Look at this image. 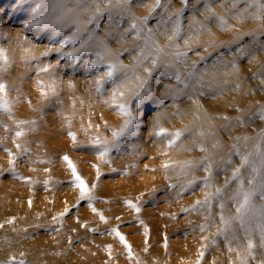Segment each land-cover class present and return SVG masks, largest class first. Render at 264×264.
Listing matches in <instances>:
<instances>
[{
    "label": "rangeland",
    "instance_id": "374dc122",
    "mask_svg": "<svg viewBox=\"0 0 264 264\" xmlns=\"http://www.w3.org/2000/svg\"><path fill=\"white\" fill-rule=\"evenodd\" d=\"M162 3L169 4V0H162ZM207 3L217 15L227 20L230 31H222L214 19L206 20V16L211 14L205 11L204 0L199 4H196V0H190V4L196 6L185 11L183 29L173 47H168L171 44L168 39L171 35V23H160L162 16L166 19L163 8L156 9L148 20L146 27L153 30L152 40L165 49L161 54L163 60L172 62L174 67L166 69L161 64L153 72L149 81L152 95L144 102L143 110H136L139 112L135 129L137 135L122 138L119 149H113L105 158L110 161L106 163L99 160L94 150L88 147L92 143L91 136L99 134L111 140V131L105 127V123L110 128H118L120 125H115L114 118H122L120 122L124 118L103 103V99L109 96L108 91L102 98L94 90V79L98 72L106 70V65L98 64L97 69L89 70L88 61L97 59L96 53H100L108 60L118 57L124 65L134 64V57L145 46L147 32H141L140 39H136V31L131 25L135 22L139 26V19L133 18L149 16L154 0H132L130 12L114 5L111 20L106 12L98 24H89L86 30L79 33L76 43L65 48L66 51H73L83 43L87 50L81 51L71 61H61L58 68L55 67L57 56L54 52L48 57H43L42 53L50 46V38L59 41L65 36H72L82 26L80 22L86 17L65 12L67 8H75L73 0H0V49L5 50L8 58L7 64L0 61V81L7 85V99L11 104V118L0 111V201L4 202L3 206L0 203L3 207L2 209L0 206V209L4 210V217L0 218V264L10 257L25 260L26 264H158L162 260H178L188 264L201 260V251H205L201 264H215L216 255H221L229 262L228 256L223 255V251L228 252V255L230 253L224 237L215 235L219 212L215 217L212 216L213 222L212 218L205 219V210L185 212V207H182V212L173 206L180 203L179 200H174L177 195H173L178 188L172 189L169 185L177 184L178 178L167 179L166 186L151 191L150 195L146 192V187H141L136 193L126 194L110 188L113 183L129 177L138 180L140 185L141 179L148 175L153 182L165 180L168 173L174 172L170 167L164 169L165 162L200 160L206 154L214 160L213 144L219 140L216 141V135L209 133L223 135L226 132L223 126L229 123L217 119L218 116L233 118L235 138L252 137L249 140L251 146L237 145L241 152L254 150V145L258 142L257 134L264 129V120L253 115L264 104V90H257L260 80L252 78L254 73H259L260 78L264 79V51L260 50V45H264V27L251 18L237 19L236 9L230 3H224V0H207ZM37 4L41 5L39 11L35 10ZM181 7L183 5L180 0H170L168 10L171 12ZM245 7L243 2L238 5L240 9ZM193 15L197 21L211 29V33L206 30L198 31V25L193 24L190 19ZM34 19L43 20V24L26 28L25 25L32 23ZM248 32L255 34L257 43L253 42L252 36L242 35ZM238 36L241 38L237 41ZM185 40L189 41L190 47H185ZM149 43L151 46V42ZM221 43H227L228 47L213 46ZM176 46L187 52L179 61H175L173 57ZM241 46L251 49V56L245 55L238 59V71H235L231 67V61ZM205 48H208L207 52ZM249 59L252 60L251 63ZM221 60L225 63L221 64ZM40 61L53 65L50 72L54 75L51 78L48 73L37 75L36 68ZM146 65L151 66L150 61H146ZM189 71H194L195 75L188 77ZM177 72L189 87L185 88L176 81ZM50 79L55 80V95L48 89ZM37 80L43 81V85H38ZM237 83L239 88L236 87ZM69 84L73 86L70 87ZM108 88L110 86H106ZM249 89L256 91L248 94ZM42 90L49 91L47 98L41 94ZM229 92L232 96L240 95L245 100L235 99L228 105L220 104L222 98L231 95ZM195 93H201L211 102L219 100L221 107L212 116L206 114L199 102L194 103L197 100ZM151 102L155 103L149 107ZM186 106L194 107V111L189 113ZM236 116H242L246 122L244 126L235 123ZM17 121L29 123L18 127ZM32 121L35 123H31ZM89 122L93 127H89ZM95 125H99V128L94 127ZM160 126L170 131L186 129L182 143L166 148L165 142L152 134ZM249 126L251 128L247 130ZM21 130L24 135L17 137L15 133ZM69 131L76 134L75 143L67 134ZM201 131L205 133L203 137L199 135ZM243 141L241 139L237 142L242 144ZM206 142L208 143L205 144ZM17 144L21 145L20 149L16 147ZM197 145H202L207 151H200ZM23 148H27L28 152L24 153ZM5 149L10 150L12 156ZM165 151L167 155L162 154ZM65 155L89 187L93 197L91 202L81 200L80 189L71 183L74 178L72 170L63 159ZM235 157L237 160L234 165L237 167L240 158L237 155ZM12 159L16 160L14 172L9 170ZM220 167L222 166L217 165L214 169V184L218 187L224 184L221 177L228 175L226 171H220ZM200 175L198 177L205 173ZM93 185L96 187H92ZM202 190L204 189L198 187L178 197L183 196L182 204L185 205L184 199L200 197V194L203 199ZM8 191L9 194L6 195ZM128 201L139 206L141 211L137 213L130 208ZM40 202L43 203V208L40 207ZM234 206L236 207L235 204ZM93 208L96 212L92 211ZM115 208L118 209L116 213L113 212ZM165 208L167 212L163 211ZM22 209L36 218L19 222L11 213ZM65 209H68L67 214L61 220L53 221V217H58ZM6 212L10 215H5ZM99 214H103V221ZM154 214L158 218V224L155 223ZM9 220L13 222L8 223ZM202 224H209L210 229L201 232L199 226ZM57 228L59 231L55 230ZM112 229H118L125 237L131 247V258L119 238L114 233L109 234ZM205 237L208 239L205 240ZM213 239L215 244L211 243ZM12 241H38L39 245L35 250L34 246L15 248L11 246ZM188 243L193 247L192 250H186V254H191L189 259L176 246L184 244L187 249ZM43 249L46 252L44 256H40L39 252Z\"/></svg>",
    "mask_w": 264,
    "mask_h": 264
},
{
    "label": "snow or ice",
    "instance_id": "6c2138e0",
    "mask_svg": "<svg viewBox=\"0 0 264 264\" xmlns=\"http://www.w3.org/2000/svg\"><path fill=\"white\" fill-rule=\"evenodd\" d=\"M73 2L75 4V8H67L65 12L66 14H75L78 17H86V19L80 22L82 26L78 27L76 33H74L72 36H65L59 41H56L54 38H50V46L42 53L43 57H48L54 52L57 56L55 65L57 68L60 66L61 61H71L74 57L78 56L81 51L87 50L85 44L83 43L79 49H74L73 51H66L65 48L69 44H75L76 40L79 38V33L83 30H86L89 24H98L106 12L108 13V19L111 20V9L114 5L121 6L122 10L127 12L131 11L132 5V0H73ZM180 2L183 7L170 12L168 10L170 6V0L169 4H163L162 0H154V4L151 7L149 16H145L143 18H133L134 20L139 19V26L135 22L131 25V28L136 31L135 38L140 39L141 32L144 31L147 32V37L145 38V46L141 48L139 55L134 57L135 63L131 66L124 65L118 57L113 60H108L105 56L100 55V53H96L97 59L88 61L89 70L97 69L98 64L106 65V70L98 72L94 79V90L102 98L104 97L105 92L108 91L109 96L107 99H103V103L112 108L117 112V114L124 118L122 124L118 128H110V126L105 123V127L109 128L111 131V140L107 139L106 137H101L99 134L91 136L92 143L88 145V147L93 149L94 153L97 154L100 159L105 160V158L109 156L113 149H119L122 138L137 135L135 129L136 122L139 119V112L136 110H143L144 102L152 95V90L149 87V81L152 79L153 72L158 67H160L161 64H164L166 69L174 67L172 62H165L163 60L161 54L165 52V49L152 40L153 30L151 28H147L146 26L152 14L156 12V9L163 8L166 19L162 16L160 23L165 25L171 23V35L168 36L171 44L168 45V47L175 46V42L180 37L181 31L183 29V17L185 11L188 10L189 7L195 8L196 6L194 4H190V0H180ZM200 2L201 0H196V4H199ZM241 2L246 5V7L243 9L238 8V5ZM224 3H230L232 8L236 9L237 19L251 18L253 20L259 21L261 27H264V0H224ZM40 7L41 5L37 4L35 10L39 11ZM204 8L206 12L211 14L210 16H206V20L214 19L222 31L231 30L230 26L227 24V20L223 16L217 15L213 11L212 7L207 3V0H204ZM190 19L192 20L193 24L198 25V31L206 30L211 33V29H208L204 23L197 21L195 19V15H193ZM42 24L43 20L34 19L32 23L25 25V27L30 29ZM191 26L192 25H190V27ZM58 32L59 29H57V34ZM242 35L252 36L253 42H258V38L252 32L243 33ZM240 38L241 37L238 36L236 38L237 41ZM149 42H151V46ZM184 43L186 48L190 47L188 40H185ZM213 46L228 47V44L221 43L220 45ZM204 50L207 52L208 48H205ZM260 50L264 51V45H260ZM251 51V49L241 46L237 55L234 56L231 61L232 69L238 71V59L243 58L245 55L251 56ZM186 55V51H181L179 47L176 46V50L173 53L175 61H179L181 57ZM0 61H2L4 64H7L8 62V58L4 49H0ZM146 61H150L151 66H147ZM251 62L252 60L249 59V63ZM220 63L224 64L225 62L221 60ZM67 66H70V64ZM225 66L227 65L225 64ZM194 67L195 65H193V68ZM50 69H53V65L51 63H43V61H40L37 65L36 72L37 75L40 73H48L51 78L54 73L50 72ZM194 75V71L188 72V77H193ZM252 78L260 80V86L257 90H264V79L260 78V74L254 73ZM175 79L178 83L183 84L185 88L189 87L188 83H186L181 78V74L179 72L175 74ZM200 79L202 80V77ZM37 84L43 85V81L37 80ZM54 85L55 80L50 79L48 89L52 95L56 94ZM69 86L71 87L73 85L69 84ZM106 86H110V88L106 89ZM236 87H240L239 83L236 84ZM171 91H175V89H171ZM255 91L256 90L249 89L248 94H254ZM7 94V85L3 81H0V111L7 113L11 118V104L7 99ZM41 94L47 98L49 91L42 90ZM81 103H83V101H81ZM194 103L198 104V101H194ZM253 115L258 116L261 120H264V104H261L258 108V111ZM216 118L229 122L223 126L225 130L232 127L233 118L227 116H218ZM234 121L240 126H244L246 123L242 116H236ZM16 123L17 126L20 127L29 122L17 121ZM31 123H35V121H32ZM89 127H93L91 122H89ZM94 127L99 128V125H95ZM185 131L186 129L170 131L166 128L159 127L158 129H154L152 134L165 142L166 148L170 149L176 147L178 143H182V138L185 134ZM67 134L75 143L76 134L72 131H69ZM15 135L17 137H21L24 135V132L22 130L17 131ZM199 135L203 137L205 133L201 131ZM209 135L215 134L209 133ZM257 135L258 142L254 145L253 151L241 152L236 143L232 145V154L239 156L240 164L233 169L231 177L225 179L224 184L219 187L214 184L216 179L214 169L217 167V165H220L222 166L220 167V171H227L228 166H231L233 163L231 154L226 158H222L220 161H214L210 155L206 154L200 160H184L177 163L165 162L163 164L165 170H167L169 167H178L181 174L188 177L179 185H169V188L172 189L179 188L177 196H180L185 192L194 191L197 187H201L205 190L203 199L196 200L190 208H185L183 211L196 212L204 209L207 213L205 219L209 220L212 218V208L216 205L219 206L220 212L217 214L219 226L217 227L215 235L224 237L225 243L228 246V251L230 253L236 252L239 264H250V261L256 262V264H264V260L257 261L256 259V248L259 247L261 251H264V207L261 209L260 221L256 223L255 228L252 227L249 217V213L254 207L253 198L259 195V197L264 200V129H262ZM241 139H243L246 143L247 141L251 140L252 137L244 136L235 138L236 141H240ZM16 147L20 149L21 145L17 144ZM197 147H199V150L202 152L207 151L202 145H197ZM218 147H220L219 143L213 144V148ZM5 151H8L9 156H12L10 150L5 149ZM23 152L27 153L28 149L23 148ZM162 154L167 155V152L165 151ZM63 159L67 162L68 167L72 170V176L74 179L71 181V183H74L75 186L80 189V199L91 202L93 197L86 182L80 175L77 174L76 168L68 156L65 155ZM105 162L108 163L110 161L105 160ZM15 163V159L10 160V171L14 172ZM198 170H203L205 175L202 177L196 176L194 173ZM245 171L248 172L247 176L244 174ZM97 175L99 176V169H97ZM233 183H235L236 187L231 192V195L227 196L226 200L225 196ZM92 187H95V185ZM227 201H230L236 205V212L234 216L227 217L224 214ZM127 203L128 206L134 209L137 213L141 211L140 207L136 204H133L131 201H128ZM92 211L96 212V209L93 208ZM67 212L68 209H65V211L60 213L58 217L54 216L53 221L61 220L62 217L67 214ZM99 215L100 219L103 221L105 219L103 214ZM212 219L214 222V218ZM12 222V220L8 221V223ZM233 225H237L239 230L243 231L244 233L246 240V250L243 254L239 251V249L232 247V242L239 239L236 234L237 227H234ZM0 227H2V225H0ZM199 227L200 231L204 232L210 227V225L202 224ZM55 230L59 231L58 228ZM254 232L258 233L259 235L260 242L258 246L253 240ZM112 233H114L116 237H118L119 240L125 245V247L128 249L129 257L131 258V247L127 244L125 237L121 235L118 229H112L109 234ZM229 233H231V235H229ZM207 239L208 238L205 237V240ZM211 243L215 244L216 241L213 239ZM21 255H23V253H21ZM204 256L205 251H201V260ZM201 260H198L197 264H201ZM3 264H26V261L22 259L16 260L15 257H10L9 260L3 262ZM229 264H235V262L231 261L230 259Z\"/></svg>",
    "mask_w": 264,
    "mask_h": 264
},
{
    "label": "bare ground",
    "instance_id": "6f19581e",
    "mask_svg": "<svg viewBox=\"0 0 264 264\" xmlns=\"http://www.w3.org/2000/svg\"><path fill=\"white\" fill-rule=\"evenodd\" d=\"M17 36V35H16ZM210 79V78H209ZM203 80V79H202ZM204 81V80H203ZM230 86V85H229ZM201 87V86H200ZM201 89V88H200ZM230 91V90H229ZM232 92V91H231ZM190 93H192V92H190ZM226 93V92H225ZM196 95H194V97H196V101H198L199 102V106H200V108H202L203 110H204V112L206 113V114H211V116L215 113V112H217V109L218 108H220L221 106H219V104H218V101L219 100H217L216 102H211L210 100H208V99H206L205 98V96L204 95H202L201 93H195ZM229 94H231L230 92H229ZM239 96V97H238ZM238 96H236L235 94H234V96H232V94L231 95H228V96H226L225 97V99H221L220 101V104L221 103H224L223 105H228L227 103H230V102H233L235 99L236 100H240V101H243V100H245V98H243V97H241L240 95H238ZM189 98V97H188ZM155 102H151L148 106L150 107V106H152L153 104H154ZM241 103V102H240ZM237 104H239V103H237ZM230 105V104H229ZM232 105V104H231ZM194 106V105H193ZM184 108V107H183ZM198 108V107H197ZM231 108V107H230ZM233 108V107H232ZM181 109V108H180ZM223 109V108H222ZM228 109V108H227ZM65 110V109H64ZM186 110H188V112L189 113H192L193 111H194V107L192 108V107H190V106H186ZM185 110V111H186ZM196 110V109H195ZM219 110V109H218ZM70 111V110H69ZM178 111V110H177ZM234 112V111H233ZM70 113H71V111H70ZM221 113V112H220ZM157 114V113H156ZM185 114V113H184ZM232 114V113H231ZM200 115V114H199ZM229 115V114H228ZM155 116V115H154ZM158 116V115H157ZM166 116V115H165ZM232 116H233V114H232ZM187 117V116H186ZM166 118V117H165ZM195 118V117H194ZM193 118V119H194ZM118 117L117 118H114V122H115V125L116 126H119V125H121L122 124V122H120L121 121V119L122 118H119L118 120ZM212 119H213V117H212ZM159 120V119H158ZM211 120V119H210ZM182 121V120H181ZM112 122V121H111ZM160 122H161V120H160ZM194 122V121H193ZM192 122V123H193ZM155 123V122H154ZM166 123V122H165ZM186 123V122H185ZM209 123H212V121H210ZM143 124V123H142ZM157 124H159V123H157ZM188 124V123H187ZM195 124V123H194ZM214 124V123H213ZM171 125V124H170ZM179 125V124H178ZM183 125V124H182ZM189 125H191V124H189ZM142 126V125H141ZM152 126V125H151ZM159 126V125H158ZM161 126H164V125H161ZM160 126V127H161ZM174 126V125H173ZM256 127L258 126L257 124L255 125ZM179 127V126H178ZM213 127H215V126H213ZM168 128V127H167ZM182 128V127H181ZM210 128V127H209ZM216 128V127H215ZM250 128H251V126H249L248 128H247V130H250ZM153 130V129H152ZM82 131V130H81ZM146 131V130H145ZM172 131V130H171ZM224 131H226V132H224V134L223 135H217V134H215L216 135V141L217 140H219V141H217V143H219V145H220V147H218V148H214V150H215V154H214V160H217V158L219 159V161L222 159V158H226V157H228L230 154H231V159H232V165H231V169H229V167L230 166H228V169H227V176H224V177H221L224 181H225V179H227V178H230L231 177V174H232V171H233V169L235 168V162H236V160H237V158L235 157L236 155L235 154H232L233 153V149H231V146L234 144V143H236L237 145H240V146H243V147H245L247 144H249V141H247L246 143H245V141H243L242 142V144H241V142H237L236 140H235V129L233 128V126L232 127H230V128H228L227 130H224ZM228 131V132H227ZM103 132V131H102ZM194 132V131H193ZM82 133V132H81ZM145 133V132H144ZM86 134V133H85ZM107 134V133H106ZM109 135V134H108ZM125 138V137H124ZM211 138V137H210ZM209 138V139H210ZM111 139V138H110ZM127 139V138H126ZM84 140V139H83ZM208 140V139H207ZM190 141H192V140H190ZM193 142V141H192ZM211 142V141H210ZM208 142H206L205 144H207ZM214 143V142H213ZM125 144V143H124ZM134 144V143H133ZM250 146H251V144H249ZM208 146V145H207ZM179 148V147H178ZM177 148V149H178ZM211 148V147H210ZM209 150V149H208ZM244 150H245V148H244ZM212 151V150H211ZM143 154V153H142ZM212 154V153H211ZM72 157V156H71ZM75 158V157H74ZM234 158V159H233ZM97 159V158H96ZM113 159V158H112ZM176 159V158H175ZM99 160H100V158H99ZM95 161V160H94ZM105 161V160H104ZM53 163V162H52ZM55 163V162H54ZM88 163V162H87ZM91 163V162H90ZM173 163H177L176 161L175 162H173ZM112 164V163H111ZM117 165V164H116ZM86 166V165H85ZM98 166V165H97ZM104 166V165H103ZM133 167V166H132ZM100 168V167H99ZM170 168H172L173 170H174V172H171V173H168V175H167V178L164 180H161V181H158V180H156L155 182H153L152 180H151V177L148 175V176H146V177H143L142 179H141V185L139 184V181L138 180H135L134 178H132V177H129V178H125V179H123V180H120V181H118V182H116V183H113V185H111L110 186V188L112 187L113 188V190L112 191H116V192H120V193H124V194H126V193H136L137 192V190H139L141 187H146V192L149 194V193H151V191H154L155 189H157V188H159V187H163V186H166V184L168 183L167 182V179H172V180H175V179H177V181L176 182H178L177 184L179 185V184H181L182 182H184L188 177L187 176H185V175H183V174H181V172H180V169L178 168V167H170ZM59 170H60V168H59ZM87 171V170H86ZM200 173H194V174H196V176H199L200 174H204V172H203V170H198ZM88 172H90L89 170H88ZM215 172V171H214ZM54 173V172H53ZM244 174H245V176H247L248 175V172L247 171H245L244 172ZM64 176V175H63ZM89 176V175H88ZM201 176V175H200ZM89 177H91V176H89ZM164 177V176H163ZM122 179V178H121ZM105 181V180H104ZM97 182V181H96ZM109 182V181H108ZM99 185V184H98ZM247 186V185H246ZM96 187V186H95ZM99 187V186H98ZM235 187H236V185H235V183H233L231 186H230V188L228 189V192H227V194H226V196H225V199L227 200V196L228 195H231V192L235 189ZM198 188V187H197ZM63 189H65V188H63ZM78 189V188H77ZM116 189V190H115ZM143 189V188H142ZM8 190V189H7ZM66 190V189H65ZM100 190V189H99ZM178 190H179V188L177 189V190H175L174 192L175 193H173V195H177V192H178ZM204 191L205 190H202L201 191V193H202V195H204L203 193H204ZM57 192V191H56ZM55 192V193H56ZM6 195H8L9 194V191L8 192H6L5 193ZM113 194V193H112ZM75 195V194H74ZM77 195V194H76ZM129 195V194H128ZM150 195V194H149ZM132 196V195H131ZM136 197V196H135ZM181 197H183V196H181ZM181 197H175L174 198V200H179V204H173V206H175V208L176 209H178L177 211H179V210H181L182 211V207H189L191 204H193V203H191V202H194V201H196V200H198V199H202V196H201V194H200V197L199 196H196L195 198H193V199H190V200H186V199H184L185 200V202L184 203H186L185 205H183L182 204V202H183V200H182V198ZM109 200V199H108ZM114 200H115V198H114ZM9 201V200H8ZM32 202V201H31ZM112 202V201H111ZM255 202V203H254ZM0 203H1V205L4 203V202H1L0 201ZM40 203H42V202H40ZM118 203V202H117ZM125 203V202H124ZM144 203V202H143ZM18 204V203H17ZM21 204V203H20ZM33 204V203H32ZM46 204V203H45ZM116 204V203H115ZM0 205V206H1ZM117 205V204H116ZM115 205V206H116ZM172 205V204H171ZM253 205H254V207H253V209H252V211L249 213V217H250V221H251V225H252V227L253 228H255V225H256V223H258L259 221H260V214H261V209H262V207H264V200H262L260 197H259V195H257L256 197H254L253 198ZM3 206V205H2ZM1 206V208L3 209V207ZM43 203L40 205V207L41 208H43ZM102 206V205H101ZM12 208H14V207H12ZM125 208V207H124ZM190 208V207H189ZM175 209V210H176ZM11 210V209H10ZM53 210V209H52ZM56 210V209H55ZM120 210V209H119ZM4 210H1L0 209V218H3L4 217V212H3ZM42 211H44L43 209H42ZM116 211H118V209H114V213H116ZM164 212L166 211H168L167 210V208H165L164 210H163ZM174 211V210H173ZM183 212V211H182ZM196 212H205L204 211V209H201V210H199V211H196ZM217 212H220V208H219V206L218 205H216V206H214L213 208H212V216L213 217H215V215H216V213ZM234 212H236V207L234 206V203H232V202H230V201H227L226 202V207H225V209H224V214H225V216H227V217H231V216H234L235 215V213ZM13 213L14 214H12L11 213V215H14V216H16V219L19 221V222H23V221H25V220H32V219H34V217L36 218V216H34L33 217V215H30L29 213H27L26 212V210H24V209H22V210H14L13 211ZM120 213V212H119ZM134 213V212H133ZM171 213V212H170ZM10 215V213L9 212H6L5 213V215ZM121 214V213H120ZM207 214V213H206ZM155 218V223H157L158 224V218L156 217V215L154 214L153 215ZM195 216V215H194ZM198 216V215H197ZM98 217V216H97ZM205 217V216H204ZM94 219V218H93ZM96 219V218H95ZM201 220V219H200ZM90 221V220H89ZM160 221V220H159ZM97 223V222H96ZM156 224V225H157ZM199 224V223H198ZM95 225V224H94ZM218 226H219V222H218ZM217 226V227H218ZM234 227H237V236L239 237V239L238 240H234L233 242H232V247L233 248H237V249H239V251L243 254L244 252H245V250H246V240H245V236H244V233H243V231H241V230H239V228H238V226L237 225H233ZM156 227V226H155ZM159 227V226H158ZM34 228V227H33ZM160 228V227H159ZM158 229V228H157ZM210 229V228H209ZM173 231V230H172ZM212 231V230H211ZM169 232V231H168ZM147 233V232H146ZM212 233V232H211ZM210 234V233H209ZM145 235V234H144ZM143 235V236H144ZM147 235V234H146ZM229 235H231V233H229ZM208 236V235H207ZM210 236V235H209ZM136 238V237H135ZM144 238H145V236H144ZM208 238V237H207ZM210 238H212V237H210ZM137 239H138V237H137ZM149 239V238H148ZM151 239V238H150ZM154 239V238H153ZM130 240V239H129ZM253 240H254V242H255V244L258 246L259 245V235H258V233H256V232H254L253 233ZM195 241H197V240H195ZM220 241V240H219ZM218 241V242H219ZM111 242V241H110ZM47 243H48V241H47ZM199 243V242H198ZM219 243H221V242H219ZM142 244V243H141ZM201 244V243H200ZM39 245V242L37 241L36 243L35 242H32V243H25L24 241L22 242V241H12L11 242V246H14L15 248H17V247H20V246H34L33 247V250H35L36 248H37V246ZM145 245V244H144ZM223 245V244H222ZM177 246V248L180 250V252H182V254L184 255V257H187L188 259H189V257H190V255L191 254H186V250H192V245H190L189 243H188V245L187 246H189L187 249H185L186 248V246H184V244H177L176 245ZM147 247V246H146ZM192 247V248H191ZM199 247V246H198ZM195 248V247H194ZM222 248V247H221ZM226 248H228L227 246H226ZM221 250V249H220ZM225 250V249H224ZM194 251H196V250H194ZM37 252H39V251H37ZM45 249H43V251H40L39 253H41L40 254V256H44V254H45ZM146 252V251H145ZM223 255L224 256H228V258H229V261H230V257H232V259H233V262H235V264H239V261H238V258H237V254H236V252H231V253H229V255H228V252H225V251H223ZM142 256V255H141ZM143 257V256H142ZM146 258H147V256H146ZM150 258V257H149ZM63 259V258H62ZM231 259V260H232ZM256 259L257 260H264V251H261V249L259 248V247H257L256 248ZM150 260V259H149ZM210 260V259H209ZM212 260V259H211ZM171 263H174V264H185V263H181V262H179L178 260H174V261H170ZM170 262H166V261H161L160 263H158V264H169ZM215 264H229V262L228 261H226V260H224L223 258H222V256L220 255H216L215 256ZM251 262H253V261H250V263ZM76 263V262H75ZM190 263H192V262H190ZM190 263H188V264H190ZM197 263V262H196ZM194 261H193V263L192 264H196ZM154 264V263H153ZM208 264V263H207Z\"/></svg>",
    "mask_w": 264,
    "mask_h": 264
}]
</instances>
